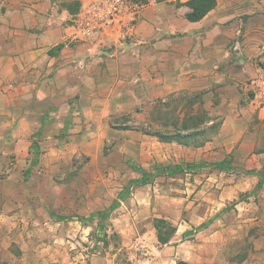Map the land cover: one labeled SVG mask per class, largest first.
Instances as JSON below:
<instances>
[{"label": "rangeland", "instance_id": "rangeland-1", "mask_svg": "<svg viewBox=\"0 0 264 264\" xmlns=\"http://www.w3.org/2000/svg\"><path fill=\"white\" fill-rule=\"evenodd\" d=\"M119 47L112 45L108 51ZM124 74L135 93L120 110L113 103L81 106L73 100V115L57 108L63 129L46 135L33 132L26 163L14 159L15 154H1L0 193L8 198H0V211L7 214L0 219V264H136L164 246L182 243L189 264H264V169L232 166L231 154L217 160L205 157L207 152L199 148L216 135L210 132L187 145L143 134L141 129H169L151 122L149 113L159 100L168 102L181 92L144 97L134 87L140 74ZM124 90L116 86L113 92ZM7 106L21 116L25 105L0 104ZM28 106L45 116L53 109L44 103ZM84 106L90 110L83 112ZM124 125L133 129L124 130ZM221 160L232 168L211 166ZM184 163L205 164L176 174L160 170L146 185H129L140 177L132 164L155 172ZM233 183L241 190L231 198L228 189L222 191ZM128 185L127 197L117 208L101 221L91 219L107 211ZM154 218L176 228L167 244L158 242Z\"/></svg>", "mask_w": 264, "mask_h": 264}, {"label": "crops", "instance_id": "crops-1", "mask_svg": "<svg viewBox=\"0 0 264 264\" xmlns=\"http://www.w3.org/2000/svg\"><path fill=\"white\" fill-rule=\"evenodd\" d=\"M94 1L0 0V104L25 105L18 126L16 110L0 107V158L15 154L26 163L33 132L63 129L56 111L73 115V100L81 106L113 103L120 110L135 93L124 74L130 72L140 74L134 87L144 97L203 93L205 109L221 125L199 150L212 160L231 154L232 166L244 170L264 169V0H215L196 22L185 17L189 0H164L130 10L90 35H74L77 15ZM116 86L126 90L117 95ZM32 102L53 109L45 116L28 106ZM239 186L222 192L228 189L233 198ZM0 198L8 197L4 192ZM6 216L0 211V219ZM183 244L164 246L136 264L189 262Z\"/></svg>", "mask_w": 264, "mask_h": 264}, {"label": "trees", "instance_id": "trees-1", "mask_svg": "<svg viewBox=\"0 0 264 264\" xmlns=\"http://www.w3.org/2000/svg\"><path fill=\"white\" fill-rule=\"evenodd\" d=\"M215 4V0H189L187 6L190 8V11L185 17L190 22L199 21L215 7ZM74 6H77V4H74ZM67 8L70 12L75 9L70 5H67ZM179 94H181V97H178V95H172L169 97L170 100L168 102H162L159 100L149 113V119L151 122L159 127L161 126L169 129L167 131H162L161 129L150 131L141 129V132L145 135L155 137L159 142H174L180 145H187L190 142H195L198 137L205 138L208 132L214 135L217 134L221 125V119L216 116H210L208 111L204 108L202 100L203 93H194L193 97H187L184 95V92ZM121 128L124 130L133 129L126 125ZM32 163L34 164V162ZM202 164H178L173 167L167 166L162 169H156L155 172H146L138 165L132 164L131 168L139 173L140 177L130 180L129 185L130 187L133 185H146L157 175L158 172H160V170L167 174H176L190 170L192 169L191 167L199 168ZM211 166L225 170L232 168L228 160L214 162ZM129 185L117 195V199L113 201L111 207L107 211H98L92 215L91 219L96 218L101 221L103 218L107 217L111 211L119 206L120 201L127 197ZM153 227L156 231L157 240L162 245L170 242L176 230L170 222L159 218L153 219ZM175 264L189 263L183 260H176Z\"/></svg>", "mask_w": 264, "mask_h": 264}, {"label": "built area", "instance_id": "built-area-1", "mask_svg": "<svg viewBox=\"0 0 264 264\" xmlns=\"http://www.w3.org/2000/svg\"><path fill=\"white\" fill-rule=\"evenodd\" d=\"M159 0H97L87 5L77 15L74 24L81 36L90 35L111 24L122 14L154 5Z\"/></svg>", "mask_w": 264, "mask_h": 264}]
</instances>
